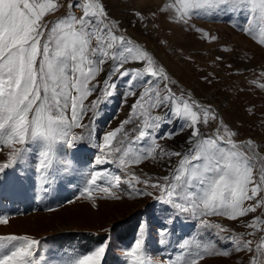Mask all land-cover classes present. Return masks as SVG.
I'll return each mask as SVG.
<instances>
[{"label":"snow or ice","instance_id":"snow-or-ice-1","mask_svg":"<svg viewBox=\"0 0 264 264\" xmlns=\"http://www.w3.org/2000/svg\"><path fill=\"white\" fill-rule=\"evenodd\" d=\"M62 9L63 14L56 16ZM147 12L193 30L205 41L218 37L196 27L194 18H235L234 27L264 47V0H160L155 8L133 10L145 29L152 25L158 30ZM50 16L56 18L48 19ZM126 32L109 16L102 0H68L66 4L63 0H0V152L9 149L7 160L0 163V178L6 170L27 162L30 149L25 145H38L35 171L42 190L48 192L61 173L72 172L77 163H83L75 153L74 159H67L64 152L85 139L74 129L87 127L84 117L112 97L117 81H123L127 91L122 95L134 98L128 118L97 144L103 154L100 162L116 171L90 172L75 200L148 196L177 213L199 218L206 229L227 231L204 219L208 216L239 221L251 231L230 235L224 247L212 241H185L179 247L187 249V255L177 256L172 264H200L206 257L230 258L233 253H243L247 264H264V211L255 215L264 209V156L260 153L264 140L235 139L238 133L212 105L200 103L186 91L178 95L174 91L178 81L146 45ZM223 51L231 49L225 46ZM214 75L208 73L202 79L211 84ZM93 96L96 98L89 100ZM173 117L184 123L178 130L160 135L159 130ZM212 122L216 124L213 132L202 131V126ZM185 130H190L187 147L180 151H169L158 143ZM172 157L179 159L175 165H167L169 172L163 177L142 178L134 171L148 160L170 162ZM48 211L55 209L49 207ZM9 219L0 214V226L8 225ZM258 233L256 243L244 238H255ZM166 234V226H162L161 235ZM40 243L27 235L0 237V264H40ZM108 248L106 241L89 254L69 256L62 264H102ZM126 255L131 264H155L143 235Z\"/></svg>","mask_w":264,"mask_h":264},{"label":"rangeland","instance_id":"rangeland-1","mask_svg":"<svg viewBox=\"0 0 264 264\" xmlns=\"http://www.w3.org/2000/svg\"><path fill=\"white\" fill-rule=\"evenodd\" d=\"M63 2L66 4L68 0ZM63 12L62 9L56 16L62 15ZM147 17H151L159 26L157 18L150 14ZM55 18L48 17V19ZM234 20L235 18L230 19L227 16L219 19L194 18L192 20L196 27L218 37L216 41H205L201 39L199 33L187 30L183 26L176 31L168 28L161 30L158 27L156 38L150 28H144V37L150 42L145 44L154 56L156 53L159 59L163 58L168 66L170 64L171 67L172 64L175 68V71L172 70L175 74L171 76L178 81V85L174 87L178 95L181 91H186L200 103L212 105L225 123L238 133L235 139L253 138L259 142L264 140V88L260 87L264 84V76H261L264 72V47L259 46L249 36L234 27ZM240 20L242 21L243 17H240ZM161 41H167V43H161ZM225 46L231 51H223ZM175 54L178 55V60ZM217 56H222L224 59L216 60ZM228 65H232V68L229 69ZM208 73H215L211 84L202 79ZM98 79L102 81L103 76ZM252 81L256 83L253 84ZM117 85L112 97L107 98L106 102L99 104L94 112H89L84 117L83 124L87 127L74 129L85 139L79 142L76 148L64 149L67 159H74L73 153H75V158L83 163H77L72 172L61 173L53 182L52 186L58 191L59 196L64 197L63 201L56 199L51 201V208L55 211L44 209L43 202H40L45 199L47 203L50 191L42 190L39 174L35 171L39 146L25 145L30 149L26 154L27 162L15 169L6 170L7 174L0 178V190H5L18 199L26 196L28 205H19L20 202H17L13 209L15 212L12 210L4 213L10 219L8 225L0 226V237L27 235L39 240L41 243L37 255L40 264H62V261L69 256L89 254L106 241L109 248L106 250L102 264H131V258L126 255V252L134 246L136 239L143 235L146 249L155 264H172L177 256L187 255V249L179 247L185 241H212L217 246L224 247L230 235L251 231L239 221L213 216L204 217V219L220 224L227 231L206 229L200 224L199 218L187 213H177L170 205L148 196L135 199L126 197L119 201L107 198L90 200L85 197L75 200L86 186L90 172L105 168L116 171L114 166L104 163H101L100 168H95L92 161L94 159L100 161L103 154L98 150L97 144L102 142L105 133L116 129L121 121L128 118L130 106L134 102L133 97L125 98L122 95L127 91V85L123 81H117ZM95 98L96 96H93L89 100ZM85 103L87 104L88 101ZM183 123L184 121L173 117L170 123L166 122L159 130V134L176 131ZM126 127L131 128L133 125ZM215 127V122H212L210 125L202 126V131L209 134L215 130ZM89 131L92 133L91 139H89ZM189 131L185 130L171 139L165 137L158 140V143L169 151H180L187 147L185 141ZM90 146L98 150L95 157L89 156ZM8 151L9 149L5 148L0 152V163L7 160ZM260 153L264 156V146L261 147ZM178 159V157H172L170 162L148 160L135 167L134 171L142 178L163 177L168 175L167 165L169 163L175 165ZM261 162L257 163V169ZM63 182V185L58 186ZM36 193L44 194L42 199L37 200L40 202L37 204L36 197L33 195ZM94 195L99 194L94 193ZM70 199L75 202L67 203ZM5 203L7 208L12 206L11 201ZM32 203L34 205H30ZM1 211L2 209L0 214ZM261 211L264 209H258L255 215H260ZM162 226H166V235H161ZM73 231L78 232V236L82 235L81 232H86V235L80 240L77 239V242L75 237L65 235ZM123 232L127 233V236H124ZM260 235L258 233L255 238L249 236L244 238L253 239L256 243ZM90 237L93 241L88 240ZM161 239L164 243H160ZM79 241L84 244H79ZM165 245H168L169 249L165 250ZM200 264H247V257L243 253H233L230 258L211 256L200 261Z\"/></svg>","mask_w":264,"mask_h":264},{"label":"crops","instance_id":"crops-1","mask_svg":"<svg viewBox=\"0 0 264 264\" xmlns=\"http://www.w3.org/2000/svg\"><path fill=\"white\" fill-rule=\"evenodd\" d=\"M102 2L105 4L109 16L116 20L121 25V28L127 29L126 35L148 46L147 44H149L150 42L146 39V37H144V26L136 20V18L132 15V12L134 9L144 11L148 8H155V6L160 3V0H102ZM149 14L151 15L150 12L146 13L147 16ZM156 21H158L161 30H165L166 28H168L176 31L177 29H180V27H182L165 22L162 18H157ZM172 38L174 39V37ZM148 50L151 49L148 48ZM155 56L158 61L166 67L170 75L175 74L173 72L175 71V68L172 66V64L170 67V64L168 66L166 63L167 61H165L163 58L159 59L156 53Z\"/></svg>","mask_w":264,"mask_h":264},{"label":"bare ground","instance_id":"bare-ground-1","mask_svg":"<svg viewBox=\"0 0 264 264\" xmlns=\"http://www.w3.org/2000/svg\"><path fill=\"white\" fill-rule=\"evenodd\" d=\"M175 57H176V60H178L179 57H178L177 54H175ZM88 153H89V156L95 157L98 154V150L96 149V147L90 146V150H88ZM92 162H93V165H94L95 168H98V167L102 166L101 162L98 159H94ZM7 201H11V203H12V206L10 208L6 207V203L5 202H7ZM17 202H20L19 205L27 204L28 203V199L26 198V196H23L21 199H18V198H15L12 194H9L8 192H5V190L4 191L0 190V209H2L1 214L7 213V212L9 213L10 211H12L16 207L15 205L17 204ZM34 204H35V202H34ZM34 204L32 203L30 205H34ZM13 212H15V210H13Z\"/></svg>","mask_w":264,"mask_h":264},{"label":"trees","instance_id":"trees-1","mask_svg":"<svg viewBox=\"0 0 264 264\" xmlns=\"http://www.w3.org/2000/svg\"><path fill=\"white\" fill-rule=\"evenodd\" d=\"M55 193H56V190H53L52 191V194H53V197L55 196ZM131 232V231H130ZM82 233V235L81 236H78L77 234H78V232H75V231H73V232H67V233H65V235L67 234L68 236H73V237H75V240H77V239H82V238H84L85 237V235H86V232H81ZM122 234H124V236H127V233H125V232H123ZM46 238V237H45ZM88 240L89 241H93V239H91V237H90V239L88 238ZM97 241V240H96Z\"/></svg>","mask_w":264,"mask_h":264},{"label":"built area","instance_id":"built-area-1","mask_svg":"<svg viewBox=\"0 0 264 264\" xmlns=\"http://www.w3.org/2000/svg\"><path fill=\"white\" fill-rule=\"evenodd\" d=\"M148 20H152V21H154L151 17H148ZM145 23H147V20L145 21ZM154 23H155V22H154ZM148 28L151 29V32H152L154 38H156V37H157V30H156L155 28H153L152 25H149Z\"/></svg>","mask_w":264,"mask_h":264},{"label":"water","instance_id":"water-1","mask_svg":"<svg viewBox=\"0 0 264 264\" xmlns=\"http://www.w3.org/2000/svg\"><path fill=\"white\" fill-rule=\"evenodd\" d=\"M166 129H167V127H166Z\"/></svg>","mask_w":264,"mask_h":264}]
</instances>
